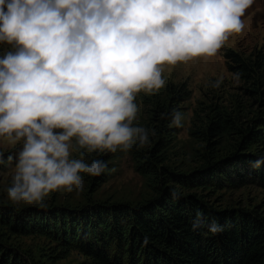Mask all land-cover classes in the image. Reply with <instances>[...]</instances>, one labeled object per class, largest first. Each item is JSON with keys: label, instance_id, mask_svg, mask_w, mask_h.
<instances>
[{"label": "clouds", "instance_id": "clouds-1", "mask_svg": "<svg viewBox=\"0 0 264 264\" xmlns=\"http://www.w3.org/2000/svg\"><path fill=\"white\" fill-rule=\"evenodd\" d=\"M253 0H0V137L22 143L7 197L46 208L53 192L84 190L107 168L73 152L148 147L154 128L136 125L140 92L165 86L162 65L214 56L240 32ZM239 83V73L234 74ZM223 79L209 83L218 89ZM183 128L177 109L161 113ZM4 163L0 154V164ZM264 165V157L252 162ZM173 199L179 195L172 190ZM204 219L197 212L193 228ZM223 226L215 221L209 231Z\"/></svg>", "mask_w": 264, "mask_h": 264}, {"label": "trees", "instance_id": "trees-1", "mask_svg": "<svg viewBox=\"0 0 264 264\" xmlns=\"http://www.w3.org/2000/svg\"><path fill=\"white\" fill-rule=\"evenodd\" d=\"M224 58L228 71L239 73L244 92L258 104L252 118L238 128L234 126L239 139L231 152L219 157L211 147L212 136L235 125L225 112L214 109L207 115L205 130L197 131L208 140L200 167L178 173L156 167L146 157L143 167L153 173L155 183L154 195L148 199L49 209L0 205V264H34L8 241V234L43 235L55 241L61 252L77 250L95 264H264L262 214L216 207L189 191L202 185L226 184L232 173L241 182L250 177L264 185V165L251 166L264 153L250 150L253 144L264 146V53L243 56L227 50ZM174 92L175 100L186 93L184 88ZM173 189L178 199H173ZM197 212H202L204 219L194 229ZM213 221L223 230L210 232Z\"/></svg>", "mask_w": 264, "mask_h": 264}, {"label": "rangeland", "instance_id": "rangeland-1", "mask_svg": "<svg viewBox=\"0 0 264 264\" xmlns=\"http://www.w3.org/2000/svg\"><path fill=\"white\" fill-rule=\"evenodd\" d=\"M243 29L233 32L214 56H198L187 62L175 65H162V78L166 84L155 95L140 92L134 101L139 106L135 124L154 128L157 132L151 138L148 147L137 150L135 146L129 152L99 154L73 152L74 158H83L89 162L93 159L104 160L108 168L99 176L84 178L82 192L56 191L47 198V207H77L89 202H130L136 203L154 195L153 173L143 167L146 157L156 167H167L180 173L191 172L204 162L203 153L207 152L208 140L197 133L204 131L207 115L212 111L225 112L233 120V127L212 136L210 142L216 154L223 157L231 152L239 139L236 128L254 116L257 101L247 95L243 85L234 81L233 73L227 69L224 53L227 50L241 55L256 51L264 53V0H253L241 17ZM9 45L0 44V56L9 50ZM223 79L218 89L209 87L211 81ZM185 89L181 99L172 98L175 89ZM174 89V90H173ZM179 110L185 117L184 127H169L170 117L161 118V113ZM215 109V110H214ZM154 117L158 118L153 120ZM161 119V120H159ZM236 128H235V127ZM196 132V133H195ZM161 141L160 144H157ZM22 143L16 145L0 137V154L4 163L0 164V205L16 209L38 208L25 204H13L7 197L6 189L10 186L14 173L15 157ZM251 151L264 153V146L253 144ZM154 154V156H152ZM232 169V168H230ZM231 181L223 185H202L189 190L202 195L205 200L216 207L243 208L255 210L264 216V185L247 177L245 182L231 174ZM10 243L24 251L33 259L34 264H95L90 258L77 250L61 252L59 245L38 234L6 235Z\"/></svg>", "mask_w": 264, "mask_h": 264}]
</instances>
